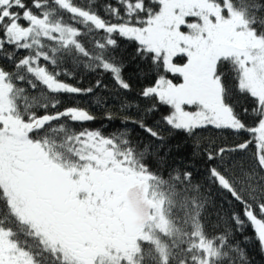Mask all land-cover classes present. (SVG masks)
Segmentation results:
<instances>
[{"label": "snow or ice", "instance_id": "6c2138e0", "mask_svg": "<svg viewBox=\"0 0 264 264\" xmlns=\"http://www.w3.org/2000/svg\"><path fill=\"white\" fill-rule=\"evenodd\" d=\"M251 248L264 0H0V264H254Z\"/></svg>", "mask_w": 264, "mask_h": 264}, {"label": "trees", "instance_id": "16d2710c", "mask_svg": "<svg viewBox=\"0 0 264 264\" xmlns=\"http://www.w3.org/2000/svg\"><path fill=\"white\" fill-rule=\"evenodd\" d=\"M129 71H132V69H129ZM66 103H71V100L66 101ZM99 123L100 122L97 121V125ZM113 126L115 127V125H113ZM189 153H190V147L189 148H185V150L182 153H180L179 155H182L185 159H187L188 156H189ZM197 170H198L197 178H200L203 173H202V167L200 166L199 162H197V164H196V167L194 169V174L197 173ZM251 253H252V256H253L254 264H264V255H261L259 253V251L256 250L255 248H251Z\"/></svg>", "mask_w": 264, "mask_h": 264}]
</instances>
